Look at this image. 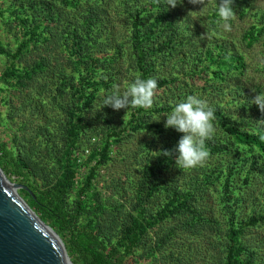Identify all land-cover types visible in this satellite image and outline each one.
Listing matches in <instances>:
<instances>
[{"label": "trees", "instance_id": "trees-1", "mask_svg": "<svg viewBox=\"0 0 264 264\" xmlns=\"http://www.w3.org/2000/svg\"><path fill=\"white\" fill-rule=\"evenodd\" d=\"M238 6L234 0V11ZM203 7L213 31H220L217 7L198 10ZM8 11L20 36L0 73V122L5 106L8 120H21L11 147L0 142V165L29 188L22 189L29 204L60 235L74 264H160V255L177 264L188 234L207 238L202 264H246L260 251V244L248 246L258 241L247 229L263 223L264 214L254 210L240 221L234 209V196L261 174L258 155L247 159L248 170H239L238 151L248 147L264 156V113L244 91L240 51L220 37L202 47L199 29L205 28L184 0L175 8L163 0H0V18ZM260 18L242 35L248 47L264 38V11ZM191 44L200 45L178 56L177 48ZM137 76L157 79L151 108L102 107L114 85L123 91ZM199 92L211 96L217 131L206 141L204 166L181 170L175 153L160 154L177 148L183 135L165 127L166 115ZM65 95L69 100L62 103ZM57 105L68 114H51ZM93 137L103 138L101 152L79 181L75 153L90 147ZM114 160L122 171L96 189L100 166ZM53 177L52 187L38 189L37 179ZM76 182L72 210L68 192Z\"/></svg>", "mask_w": 264, "mask_h": 264}, {"label": "rangeland", "instance_id": "rangeland-1", "mask_svg": "<svg viewBox=\"0 0 264 264\" xmlns=\"http://www.w3.org/2000/svg\"><path fill=\"white\" fill-rule=\"evenodd\" d=\"M184 1L187 5L191 7V11H195L198 13L195 14L197 19V24H201L202 27L205 28L206 30L205 31L202 28L199 29L202 34V37L205 36V33L207 32V28L210 29L209 38L207 39L203 38L202 41L200 42L201 45L203 44L202 47L204 46L207 47L209 45L207 41L208 40L213 41L214 40L213 38L219 39L218 37H220L221 40H227L237 51H240L245 57V61H246L245 74L242 77L243 85L245 88L244 91L252 93V99L255 97V95L259 93H264V38H261L260 41H258L256 44H254L251 47H248L245 44V42H243L242 40V35L244 31L248 29L252 24L258 23L260 21L261 13L264 11V0H239L240 6L243 7V10L246 9L245 15L241 14L242 11L240 12V10L242 8H239L240 6H238L237 10L235 11L236 19L231 23L232 25L231 31H224L221 28V30L218 32H214L213 28L210 26L209 24L210 18L206 17L207 10L204 9L202 12H198L200 11L198 9L200 8L201 5H206V7H217V4L220 2V0H208L207 4H198V5L188 3L189 0H184ZM246 3L249 5V7L246 6ZM8 5H9L8 3L5 2L3 3V6L5 8ZM12 15L13 14L8 11L6 12L5 19L0 18V73L4 72L7 66L9 65L11 61L9 53L10 51H13L15 49L17 44L16 39L17 37L20 36V28L19 26H17L15 22L16 19L15 16ZM217 19H219L218 15H217ZM204 42H207V44L204 45L205 44ZM191 45H192L191 47L182 46L180 48H177L179 49V52L177 51V53H179L178 56L184 57L185 54H188L190 50H194L200 44H197L196 46L195 44H191ZM180 79L181 81L185 80L183 76H181ZM128 81L130 82V79ZM198 83H200L198 85H202L201 82ZM201 91L202 90H200V92ZM200 92L197 94V96H201L202 99L208 102L211 96L207 94L206 95L201 94ZM6 93L10 97V93L5 92L4 94ZM62 100H63L62 103L68 101L69 96L65 95V98ZM15 103L16 104L19 103L17 98ZM255 106L259 109L257 105ZM8 107L9 106L4 107L6 118H3L0 122V142L6 144L7 146L6 148L11 147L10 142L12 140V137L14 136V133H16L18 129V126L15 124V121L21 120L20 117H18L15 121H12L10 119L8 120L7 118ZM51 114L58 115L59 117H64L66 114H68V112L67 110L64 109L63 105H57L53 110H51ZM256 118L257 116L255 115L254 119ZM261 119H264V114L261 116ZM259 122H261L260 117H259ZM102 143H103L102 137H93L91 140V144L89 145L90 147L86 149H84V147H79L77 149L75 156L78 157L79 163L81 164L79 181L82 180V178L85 176L88 170L86 164L87 163L93 164L99 158ZM242 148L243 149L238 151V158L236 159V162L239 166V170L241 171L248 170V165L246 166L247 159L251 158L252 155L253 156L258 155V157L260 158L261 174L260 175L254 174L252 176L253 179L252 186L250 188H246L245 191L243 190L244 192L241 195L234 196V199L238 200V202L235 203L234 209L236 210L235 212L238 214L237 219L240 221L247 220L249 215L254 210H256L258 214H264V156H261V154L256 149L251 150L248 147H242ZM121 171L122 168L120 167L119 163L116 160L108 164H102L98 171L99 174L95 178L96 189H103L106 186L108 179L111 176L116 175ZM6 175L10 181L17 184H22L21 181L18 180L16 175L14 174H6ZM220 175L221 173L219 174V176ZM55 181L56 178L54 177L37 179V183H38L37 187L38 189L52 187ZM79 189H80V183L76 182L73 188L68 192L69 207L72 210H74L76 206V202L79 195ZM18 192L22 196V198L29 204L30 197L27 195V193L22 192V188H19ZM249 195L252 196V200L250 201L248 200ZM223 224L226 227L227 221L223 220ZM175 225L180 226V224L176 222H171L169 226H175ZM169 226L165 227V229L168 228ZM158 231L160 230L158 229ZM252 236L256 238L258 242L251 241L248 243V246L250 245L257 246L258 244H260L261 248L260 251L254 253L251 259H248L246 261V264H264V242L260 243L261 240H264V222L258 224V226H254V227L252 226L249 229H247V237L250 239ZM203 241L205 242V244L207 243L208 246L207 238L205 239L203 235L199 236L195 234H188L187 242L183 245L182 250H180L179 252L176 251V259L174 260V263L179 264L181 261L182 264L204 263L205 261L203 259H200V246H202ZM160 257L162 258L160 259V264H169L167 260L163 259L161 255Z\"/></svg>", "mask_w": 264, "mask_h": 264}, {"label": "clouds", "instance_id": "clouds-1", "mask_svg": "<svg viewBox=\"0 0 264 264\" xmlns=\"http://www.w3.org/2000/svg\"><path fill=\"white\" fill-rule=\"evenodd\" d=\"M159 2L160 0H157V3ZM163 2L175 8L178 3L182 4L183 0H163ZM189 3L194 5L207 4L208 0H189ZM233 4L234 0H221L218 4L217 15L219 19L216 23L224 31H231V21L236 19ZM204 9L205 7L198 12H202ZM209 36L210 29L207 28L205 36L201 38L207 39ZM157 89L156 78L144 79L137 76L133 82L125 86L123 91H121L120 85H114L111 94L104 97L102 107L109 106L115 110L129 108L149 109L155 102ZM250 103L257 105L261 113H264V93L255 95ZM126 116L127 113L124 116V120ZM166 116L165 127L174 128L183 135L178 142L177 148L172 151L164 150L160 154L168 157L175 153V165L181 170L204 166L210 157L206 141L214 140L217 131L214 123L216 119L215 109L206 100L195 95H188L185 100L177 103Z\"/></svg>", "mask_w": 264, "mask_h": 264}, {"label": "water", "instance_id": "water-1", "mask_svg": "<svg viewBox=\"0 0 264 264\" xmlns=\"http://www.w3.org/2000/svg\"><path fill=\"white\" fill-rule=\"evenodd\" d=\"M0 165V264H74L60 235L22 198Z\"/></svg>", "mask_w": 264, "mask_h": 264}]
</instances>
